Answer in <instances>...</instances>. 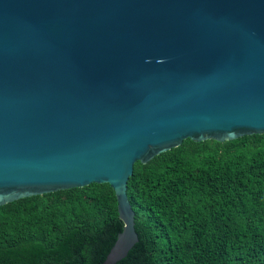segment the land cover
<instances>
[{"label":"water","instance_id":"obj_1","mask_svg":"<svg viewBox=\"0 0 264 264\" xmlns=\"http://www.w3.org/2000/svg\"><path fill=\"white\" fill-rule=\"evenodd\" d=\"M264 133V0H0V206L90 183L138 242L136 161Z\"/></svg>","mask_w":264,"mask_h":264},{"label":"trees","instance_id":"obj_2","mask_svg":"<svg viewBox=\"0 0 264 264\" xmlns=\"http://www.w3.org/2000/svg\"><path fill=\"white\" fill-rule=\"evenodd\" d=\"M136 242L114 264H264V133L186 138L136 161ZM123 223L108 183L0 206V264H102Z\"/></svg>","mask_w":264,"mask_h":264}]
</instances>
